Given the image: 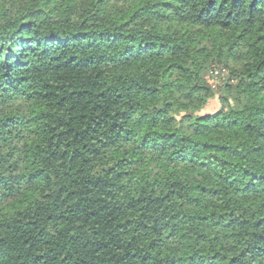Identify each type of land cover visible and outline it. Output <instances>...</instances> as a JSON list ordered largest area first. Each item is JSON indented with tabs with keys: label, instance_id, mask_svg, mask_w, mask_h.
Masks as SVG:
<instances>
[{
	"label": "trees",
	"instance_id": "trees-1",
	"mask_svg": "<svg viewBox=\"0 0 264 264\" xmlns=\"http://www.w3.org/2000/svg\"><path fill=\"white\" fill-rule=\"evenodd\" d=\"M0 264H264V0H0Z\"/></svg>",
	"mask_w": 264,
	"mask_h": 264
},
{
	"label": "rangeland",
	"instance_id": "rangeland-1",
	"mask_svg": "<svg viewBox=\"0 0 264 264\" xmlns=\"http://www.w3.org/2000/svg\"><path fill=\"white\" fill-rule=\"evenodd\" d=\"M228 67L217 64L209 63L204 70V79L216 92L215 96L201 110L203 113H217L221 111V103L219 101V86L222 85L228 75Z\"/></svg>",
	"mask_w": 264,
	"mask_h": 264
}]
</instances>
